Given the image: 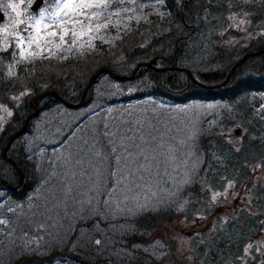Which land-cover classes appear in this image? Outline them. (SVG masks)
<instances>
[{
  "label": "trees",
  "instance_id": "1",
  "mask_svg": "<svg viewBox=\"0 0 264 264\" xmlns=\"http://www.w3.org/2000/svg\"><path fill=\"white\" fill-rule=\"evenodd\" d=\"M92 3L75 1L74 16L50 28V34L61 30L56 41L46 37L40 49L24 47L26 59L16 43L0 46V105L13 111L0 122V264H167L177 245L164 224L192 227L212 214L208 234L188 235L194 264H243L248 251L257 261L254 237L264 233V0ZM232 17H245L247 40L231 42L238 38ZM248 53L257 55L220 86ZM151 61L132 79L114 78ZM162 68L176 69L156 71ZM102 69L113 75L101 73L81 107L68 108L51 95L35 107L46 92L79 103ZM191 104L206 109L185 123L182 111ZM179 119L192 128L176 159L178 165L188 159L186 173L164 174L157 155L145 150L153 137L172 138L169 126ZM233 128L242 131L236 142L225 137ZM134 153L160 169L150 180L158 190L121 202L115 193ZM254 171L260 184L249 183ZM19 176L21 187L9 189ZM226 183L244 188L250 201L220 216L209 194Z\"/></svg>",
  "mask_w": 264,
  "mask_h": 264
},
{
  "label": "rangeland",
  "instance_id": "2",
  "mask_svg": "<svg viewBox=\"0 0 264 264\" xmlns=\"http://www.w3.org/2000/svg\"><path fill=\"white\" fill-rule=\"evenodd\" d=\"M33 1L34 0H32V2ZM54 1L48 2V4L46 6L43 5L37 13L31 14L28 13L27 8L32 4V2L30 4L29 0H24V3L21 4L20 11L22 13V16L20 17V19H24L25 23L21 24V30H18L17 27H10L9 32H19L21 36L25 37L26 40L24 47H28L27 38L29 37L33 38L31 45L35 46V50L43 47L41 46V42H43L46 37H49V39H51V42H55L56 36L61 35V30L54 31L56 35L53 36L52 34H50L52 31L50 29L52 28L51 26H60V23L64 22L65 19L74 16V12L72 13V7H74L73 5L69 9H64L63 4L66 2V0H59V3L53 5ZM11 2L20 3V0H11ZM40 12H44V20L41 22V25L37 30L31 25L34 24L36 18H39ZM6 15L7 19L2 24H0L2 25L0 26V28H2L4 25L11 24L9 16H11L13 19L16 18L15 13L12 12L11 9H8V13ZM231 20V27L235 31V34L238 35V38H236L235 40L231 39V42L236 43L239 40H247L248 35L246 34L247 29L245 17H232ZM224 37L227 41L228 36L224 35ZM5 39H7V44L11 42H14L16 44L18 43L11 34L5 37V34L2 33L0 35V40L2 42L0 46H5ZM220 86H223V84H221ZM21 99L22 97L20 96L18 98L13 99V101L19 103ZM194 105L195 104H191L190 106L192 108L189 107L182 111L183 115L185 116L183 119L185 120V123H188V121L191 120V114H196L206 109L203 106ZM12 113V110L9 113L7 105H0V122L5 123L11 117ZM179 120V123H175V125L173 123V125L170 124L169 126V129H171L170 132H174V136L172 138H164L168 134H164L158 138L153 137L150 139L152 149L145 150L146 155L148 151H151L150 154L155 153L157 155L156 160L162 163L161 171L164 174H167V171L174 172L176 169L180 170V172H182L183 174L186 173L184 170L188 159H186L181 165L177 164L176 159L177 156L182 155V153L184 152V148L186 147L185 142L186 140L189 141L192 128L187 125H184L181 119ZM239 138L240 137H237L231 140L233 142H236ZM60 154L61 152H58V155ZM144 162L145 160L141 157V154L136 153L132 154L131 157L127 159V163L129 165L128 170L123 174V176L120 177L118 183H121V185L117 188L115 193V197L121 202L128 203L134 202L135 200L139 199H148L152 194L156 192V190H158V188L151 187L150 180L152 175H157L154 172H157L158 170L160 171V169L147 166L144 164ZM249 183H251L252 185H257L261 183V177L258 171H254V175L252 176L251 182ZM250 192L252 198V187L250 188ZM214 194L217 193L210 191V200L214 204L213 213L220 216L224 215L227 210L230 211L235 208V206H245L246 202L250 201L247 196L244 198V188L237 190V188L235 189V187L231 183H226L223 188V191L219 192V195L216 196L215 200L212 199ZM212 218L213 214L204 216L196 220L195 225L192 227L183 226L179 220H175L173 225H168V227L166 226V224H164V226L169 231V234L172 237L173 241L177 245L176 250L173 253L169 254L170 260L167 264H194L191 252L187 247L188 235L193 234L195 232L204 235L208 234L210 232V229L213 227ZM254 244L256 246L255 253L258 255V260L252 262L253 258H250L248 256L250 255V252L248 251L243 261V264H264V233L254 237ZM173 258L176 261L174 263H172Z\"/></svg>",
  "mask_w": 264,
  "mask_h": 264
},
{
  "label": "water",
  "instance_id": "3",
  "mask_svg": "<svg viewBox=\"0 0 264 264\" xmlns=\"http://www.w3.org/2000/svg\"><path fill=\"white\" fill-rule=\"evenodd\" d=\"M42 4H43V0H35L34 3H33V4L31 5V7H30V11H32V12H36V11L41 7ZM3 20H4V14H3V13L1 12V10H0V22H2ZM19 29H21V26H19ZM261 52H264V49H263L262 51H260L259 53H261ZM256 54H257V53L248 54V55H246L245 57H243L240 61H238V62H237L232 68H231V70L229 71V74H228V77H227V78H228V79L230 78V76L233 74V72H234V71H235V70H236V69L242 64V62H243L247 57L252 56V55H256ZM152 63H153V61H152L150 64H147V66H150ZM137 69H138V67L133 71V73L131 74V76H130L129 78H127V77H120V76H114V78L117 79V80L132 79V78L134 77L135 73L137 72ZM171 69H173V68L157 69V71H167V70H171ZM101 73H106V74L112 75L111 72H110L109 70H107V69H102V70L98 71V72H97V73H96V74L90 79L89 83L87 84V88L85 89L84 93L82 94L81 99H80V102H79L78 104L74 105V104H70V103H68V102H66V101H64V100H62V99H61V98H60L55 92H46V93L40 95V96L36 99V101H35V107H37L38 102H39L44 96H46V95H51V96H53L55 99L59 100V101H60L62 104H64L66 107H69V108H72V109L79 108V107L82 105V103H83V100H84V97H85L86 91L88 90L89 86H90V85L92 84V82L97 78V76H98L99 74H101ZM186 74L191 78V80H192L194 83H197V82L195 81V79L191 76V74H190L189 71H186ZM35 114H36V110L34 111V113H33L32 115H30V117L34 116ZM30 117H28V118L26 119V121H25L23 127L11 137V139H10L8 145L10 144V142H11L14 138L18 137V136L24 131V129L26 128V125H27L28 120H29ZM236 135H238V130L233 131L230 135H227L226 137H231V136H236ZM8 145H7V146H8ZM6 148H7V147H6ZM6 148H5L4 151H3V156H4V158H5L7 161H9L14 167H16L15 163H14V162H13L8 156H7V153H6V150H7V149H6ZM20 185H21V176H19V180H18V184H17V186H16V187H12V189H13V190H16ZM7 187H8V188H11V185H10V184H7Z\"/></svg>",
  "mask_w": 264,
  "mask_h": 264
},
{
  "label": "snow or ice",
  "instance_id": "4",
  "mask_svg": "<svg viewBox=\"0 0 264 264\" xmlns=\"http://www.w3.org/2000/svg\"><path fill=\"white\" fill-rule=\"evenodd\" d=\"M32 0H29V3L31 4ZM81 4H84L85 2L88 3V6H93L92 0H80ZM102 3H105L106 6V0H101ZM24 3V0H20V3H13V2H9L6 5L4 4H0V10L3 9H11L12 12L15 13V19H13L11 16H9V19L11 20V24L10 25H4L2 28H0V32L5 34V37H7L9 34H11L13 36V38L18 42L16 47L20 49V59H26L25 57V49H24V45H25V40L26 38L21 36L19 32H9V28L10 27H18L21 24L25 23L24 19H20V17L22 16V13L20 11V7L21 4ZM57 3H59V0H57ZM75 3V0H66V2L63 4V8L64 9H69L70 7H72V5ZM95 6H99V3L95 4ZM26 11V10H25ZM44 20V12H40L39 13V18L35 19V22L33 25H31L32 27H35L37 30L39 29V26L41 25V22ZM53 36L56 35V33H52ZM61 40H63V36L60 37ZM32 39L31 37L27 38L28 40V46L31 47V43H32ZM5 43V48L3 50H7V39H5L4 41ZM29 56L33 55L32 53H28ZM14 65L9 66L8 69V75L11 77L13 75H15L14 72ZM219 195V193L214 194L212 199L215 200L216 196ZM4 221L0 220V223H3ZM97 244L100 243L99 240L96 241Z\"/></svg>",
  "mask_w": 264,
  "mask_h": 264
},
{
  "label": "bare ground",
  "instance_id": "5",
  "mask_svg": "<svg viewBox=\"0 0 264 264\" xmlns=\"http://www.w3.org/2000/svg\"><path fill=\"white\" fill-rule=\"evenodd\" d=\"M248 54H252V53H248ZM248 54H246V55H248ZM246 55H244L243 57H245ZM253 56H254V55L249 56V57H247V58H250V57H253ZM243 57H242V58H243ZM242 58H241V59H242ZM247 58H246V59H247ZM241 59H240V60H241ZM246 59H245V60H246ZM240 60H239V61H240ZM245 60H244V61H245ZM244 61H243V62H244ZM243 62H242V63H243ZM227 77H228V75H227ZM230 77H231V76H230ZM227 81H228V78L225 79L224 83H226ZM201 87L209 88V89H214V88H216V86H210V85H209V86H208V85H207V86H205V85H201Z\"/></svg>",
  "mask_w": 264,
  "mask_h": 264
}]
</instances>
